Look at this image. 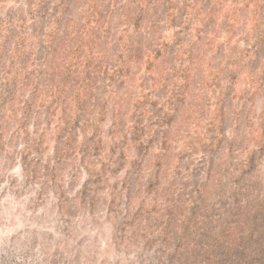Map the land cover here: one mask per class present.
<instances>
[{
	"label": "rangeland",
	"instance_id": "rangeland-1",
	"mask_svg": "<svg viewBox=\"0 0 264 264\" xmlns=\"http://www.w3.org/2000/svg\"><path fill=\"white\" fill-rule=\"evenodd\" d=\"M0 264H264V0H0Z\"/></svg>",
	"mask_w": 264,
	"mask_h": 264
},
{
	"label": "clouds",
	"instance_id": "clouds-1",
	"mask_svg": "<svg viewBox=\"0 0 264 264\" xmlns=\"http://www.w3.org/2000/svg\"><path fill=\"white\" fill-rule=\"evenodd\" d=\"M13 179H16L17 181H22L24 179V177L20 173L19 168L13 169L10 173L5 176V186H7V184Z\"/></svg>",
	"mask_w": 264,
	"mask_h": 264
}]
</instances>
